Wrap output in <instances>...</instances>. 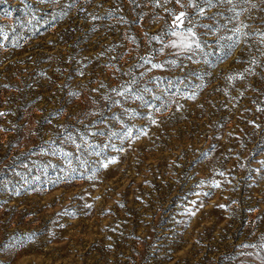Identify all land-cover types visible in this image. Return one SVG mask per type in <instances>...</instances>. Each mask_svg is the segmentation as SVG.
Returning a JSON list of instances; mask_svg holds the SVG:
<instances>
[{
    "label": "rangeland",
    "instance_id": "374dc122",
    "mask_svg": "<svg viewBox=\"0 0 264 264\" xmlns=\"http://www.w3.org/2000/svg\"><path fill=\"white\" fill-rule=\"evenodd\" d=\"M183 3L0 0V264H264V0Z\"/></svg>",
    "mask_w": 264,
    "mask_h": 264
},
{
    "label": "snow or ice",
    "instance_id": "6c2138e0",
    "mask_svg": "<svg viewBox=\"0 0 264 264\" xmlns=\"http://www.w3.org/2000/svg\"><path fill=\"white\" fill-rule=\"evenodd\" d=\"M156 6H160L161 0H154ZM172 0H163L164 4L170 3ZM176 4H179L182 8L185 7L183 0H175ZM217 3H227L230 5H233L232 8L229 9L234 15L232 19L238 20L239 16L245 9H240V11H237V5L239 4H247L249 3V0H188L187 6L192 7L195 12L194 15L198 16H204L205 14V7H212L214 4ZM203 5V6H202ZM255 7V5H253ZM170 15L173 16L172 24L168 29V32L172 35L178 38V40L172 41L169 45H166V47H172V48H179L181 50H185L188 52H192L194 49H201V41L198 37V34L196 32L197 24L194 20V16H190L186 11H180L179 13H175L171 9H167ZM215 17H212L214 19ZM200 27H203L205 29H209L211 26L208 24H202L199 25ZM241 27H249L248 25H240L233 29V31L237 34L241 32ZM245 36H259L260 37V43L264 44V32H258V33H243ZM152 39H159V37H153ZM228 40L231 41L230 44L227 45L228 49L231 50L238 42L237 40H232V37H228ZM147 63H151L150 61H146ZM173 65L175 64V61H170ZM152 68H163L164 65L162 64H151ZM232 79V77H230ZM125 91H128L125 89ZM145 91H148V89H145ZM118 95H124V92L118 93ZM136 99H142L141 96H135ZM0 115H3L0 113ZM154 122V121H153ZM131 134L130 132L128 133ZM70 153H65V156H69Z\"/></svg>",
    "mask_w": 264,
    "mask_h": 264
}]
</instances>
